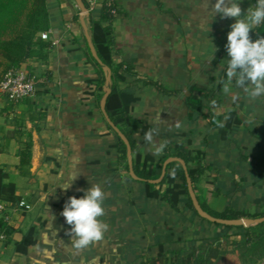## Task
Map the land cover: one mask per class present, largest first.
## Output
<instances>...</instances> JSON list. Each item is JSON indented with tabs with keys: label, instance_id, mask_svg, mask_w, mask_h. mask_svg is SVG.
I'll list each match as a JSON object with an SVG mask.
<instances>
[{
	"label": "crops",
	"instance_id": "crops-1",
	"mask_svg": "<svg viewBox=\"0 0 264 264\" xmlns=\"http://www.w3.org/2000/svg\"><path fill=\"white\" fill-rule=\"evenodd\" d=\"M72 1L59 0L55 7H49L50 26L43 31L48 34L45 41L51 44V48L45 59H33L29 64L38 81L35 95L12 103L0 90V164L6 166L8 180L15 182L21 200L32 206L26 210L0 201V216L18 230L15 240L21 239L31 225L37 229V242L26 254L15 252L13 242L0 238V264H143L146 257L153 254L154 243L161 239L158 232L152 240L148 233L154 229L151 230L146 220L139 218L143 213L149 215L147 210L120 207L126 186L135 182L125 178L123 164L118 162L116 150L111 147L113 137L103 135L107 124L96 109L94 100L82 98L87 81L95 79L97 74L83 54L84 32L79 19L74 18L76 8ZM117 2L123 13L114 21L115 49L120 51L115 61L131 63L140 78L150 77L172 92L171 95H162L142 83L139 86L119 84L141 97L133 108L130 125L122 124V128L129 130L137 139L141 151L156 154L142 133L144 124L154 130L153 140L157 138L161 144L184 140L181 132L193 129V138L198 145L209 153L219 151L224 155L222 159L241 145L258 150L257 141L256 144H244L236 133L241 131L249 137V131L256 130L257 123L262 131L260 134L264 136V96L252 99L244 91L235 92L241 98L226 104V95L218 89L217 101L215 98L210 101L211 111H204V116L195 114L189 120L181 107L180 93H173L178 89L187 94L194 85L210 83V77H226L227 63L219 75H209L207 80L202 73L198 77L192 76V72L197 74L207 61L204 56H209L213 63L221 61L219 53H227L225 45L228 41L225 39L227 42L220 44L204 36L203 45L197 40L199 44L191 50L188 43L191 23L188 20L194 18L202 30L211 32L228 19L231 26L235 18H221L219 14L210 17L211 6L216 0H209L208 10L203 5L204 0ZM99 3L93 12L99 10ZM250 4L251 0H248L242 10L246 12ZM184 24L190 27L182 26ZM230 26L226 28L227 34L231 31ZM258 38L251 35L253 41ZM235 108L241 111L243 125L229 134L231 140L222 141L219 138L220 124L210 127L208 119L213 113L220 115ZM204 136L207 141H204ZM27 139L32 140L29 165L32 176L18 169V151ZM220 161L214 159L211 165L215 166ZM214 174L212 171L211 175ZM256 177L264 180L261 174L247 173L244 181L246 183ZM220 180L224 190L233 184L232 176L225 172L220 174ZM69 182L71 187L63 190L61 187ZM92 184H99L105 192L106 215L102 219L109 229L103 241L76 251L67 234L70 226L60 213L69 197L80 198L84 195L80 189H87ZM140 194L141 199L147 202L141 190ZM220 196L224 195L210 201V206L216 210H221L225 204V199Z\"/></svg>",
	"mask_w": 264,
	"mask_h": 264
},
{
	"label": "trees",
	"instance_id": "trees-1",
	"mask_svg": "<svg viewBox=\"0 0 264 264\" xmlns=\"http://www.w3.org/2000/svg\"><path fill=\"white\" fill-rule=\"evenodd\" d=\"M83 1L88 10L87 0ZM255 3L256 0H251L250 6H254ZM99 4L97 12L88 10L86 19L98 57L111 69V92L107 97L105 109L113 123L129 140L132 149L133 171L139 179H134L130 175L126 146L106 122L101 112L100 99L104 93V73L102 65L91 54L85 36L83 54L95 68L97 77L87 81L86 88L82 91V98L94 100L96 109L107 124V131L103 135H112L111 147L115 148L117 160L126 170L125 178L140 185L142 195L147 200L161 203L167 213H180L183 209L190 211L198 219L219 229L215 235H205L198 239L188 240L189 245L185 252L182 247L178 246L182 240L160 239L154 243L153 254H149L143 264H264V220L254 225L244 226L226 225L202 218L192 204L186 174L179 161H171L167 164L165 174L159 182H150L161 176L163 163L168 157H178L185 161L196 197L201 207L209 214L225 219L262 217L264 216V200L255 202V208L252 209L249 201L243 196V201L247 205L241 208L237 203L236 195L238 196L237 192L244 186V177L247 173H258L264 176V136L256 133L255 129H251L249 133L254 136L259 149L241 145L235 152L227 153L225 159L215 166L211 165L214 158L209 157V152L198 145L193 138V129L190 128L181 132V135L185 137L184 140L165 143L159 154L141 151L137 139L129 130L122 128V124L127 127L130 125L133 108L141 97L137 92L121 88L119 84L139 86L142 83L155 88L162 95H171L172 92L150 77L140 78L133 71L131 63L123 60L115 61L120 51L115 49L114 21L118 15L123 13V10L117 0H101ZM74 18L79 19L77 10ZM49 26V0H0V80L7 71L14 68L24 67L34 74L29 69L30 62L33 59H45L51 48V44L39 35ZM7 33L9 36L5 37ZM251 35L264 36V24L254 28ZM35 77L37 78L36 75ZM221 79L210 77L214 85H194L187 94L178 89L173 92L180 93L181 107L187 119L190 120L195 114L204 116V111H211L210 101L216 97L217 90H222L223 87L220 83ZM217 81L218 84H215ZM208 123L210 127L220 124V140L229 141L231 140L229 134L243 125V118L240 109L235 108L220 115L213 113ZM149 129L151 127L144 124L142 133L148 132ZM204 141H207L205 136ZM31 147L32 140L27 139L18 151V169L28 176H32L29 172ZM207 171H214L215 174L211 175L210 172L206 174ZM222 172L233 178L230 189L224 190L220 185ZM8 179L9 172L6 166L0 164V201L9 202L12 207L18 208L21 198L17 194V186L15 182ZM222 194L225 197L223 208L221 210L212 208L211 199ZM262 197L264 198V194ZM17 231L4 216H0L2 239L8 243L13 242L15 252L26 254L29 248L37 242L36 226L31 225L19 240L14 239ZM170 251L174 256L169 254Z\"/></svg>",
	"mask_w": 264,
	"mask_h": 264
},
{
	"label": "clouds",
	"instance_id": "clouds-1",
	"mask_svg": "<svg viewBox=\"0 0 264 264\" xmlns=\"http://www.w3.org/2000/svg\"><path fill=\"white\" fill-rule=\"evenodd\" d=\"M240 2L241 0H216L209 12L210 17L219 14L221 18H235L225 45L229 57L226 79L222 78L220 83L225 95L231 94L234 82L236 87L243 89L252 99H257L264 96V36L258 35L259 38L253 41L250 33L264 24V0H256L255 5L250 6L246 12L240 7ZM203 5L208 10L209 0H204ZM153 131L149 129L145 133V140L149 143L153 140ZM164 146L161 144L156 149V154L162 152ZM74 178L73 176L72 179ZM70 187L69 182L61 188L67 190ZM80 191L84 195L80 198L69 197L60 213L70 226L67 234L71 237L72 247L76 251H83L103 241L109 229V225L102 219L106 215V196L102 187L92 184Z\"/></svg>",
	"mask_w": 264,
	"mask_h": 264
},
{
	"label": "rangeland",
	"instance_id": "rangeland-1",
	"mask_svg": "<svg viewBox=\"0 0 264 264\" xmlns=\"http://www.w3.org/2000/svg\"><path fill=\"white\" fill-rule=\"evenodd\" d=\"M177 1H181V0H177ZM248 0H241L240 2V7L241 8H245V3ZM57 2H59V0H49V7H55V4H57ZM73 2V6L76 8L75 11H78L79 14V9L76 6L74 0ZM87 3L89 4V11L93 10L95 5H92L90 3V0H87ZM188 22L191 23V34L188 35V43L191 46V50H194V47L200 43L203 45L204 41V36H209L212 40H214L217 43H225L227 41L224 42L225 39H227V33H226V28L228 26H230V20L228 19V21L223 22V24L221 26H219V28L215 29L214 31L211 32H207L206 29L202 30V27H200L199 23L194 20V18L189 19ZM209 25V24H208ZM219 24H217L218 26ZM185 27H190V25H182ZM210 26V25H209ZM9 34L7 33L5 35V37H8ZM199 38V39H198ZM198 40V42H197ZM202 41V43L200 42ZM228 43V42H227ZM199 47V46H198ZM220 57V58H219ZM207 59V63L205 62V64H202L201 67V71H198V73L196 74L195 72H192V76L198 77L201 73L203 74V76L205 77L204 79L207 80L209 75H219V73L221 72L222 67L225 68L224 65H226L227 63V59H229L228 54H223L219 53L218 59L221 61H216L215 63H213L210 59L209 56H204V59ZM191 59H195V58H191ZM195 61V60H193ZM199 64V63H198ZM24 68V67H22ZM25 69V68H24ZM200 69V68H199ZM195 71V70H194ZM225 78V76H223ZM221 77V78H223ZM186 78L188 79V75H186ZM215 84H218V81L215 82ZM208 86H212L214 85V83L210 82L207 84ZM243 91V89L238 88L235 86V83L233 82L232 85V92L229 95H226V99L224 100V103H228L229 101L232 102V99L235 100V98H241L236 96L235 92H240ZM217 98H215V101ZM214 101V103H215ZM227 101V102H226ZM143 110V109H141ZM253 119V118H252ZM255 119V118H254ZM256 133H261V128H260V124L256 123ZM112 136V135H111ZM236 137L243 139L245 142L244 144H256V140L254 138V136H249L251 137V139L248 137V135L244 136L241 131L236 133ZM249 138V139H247ZM113 140V139H112ZM157 138H154V140H152L151 142V146L149 147L152 150H156V148L159 147V145L161 143H158ZM163 142V141H161ZM234 146V144H232ZM251 148V147H250ZM140 150H141V146H140ZM209 157L214 158L216 160H223L222 156L224 157V155L220 154L219 151H213L211 153H209ZM212 162V161H210ZM124 167V166H123ZM124 169V168H123ZM124 172H126V170L124 169ZM210 171L205 172L206 174L209 173ZM125 174V173H124ZM210 174H212V172H210ZM258 178V177H256ZM252 178L249 179L248 181H246V183L244 184V186L242 188H240V190L237 192L238 196L237 197V203L239 204V206L245 207L247 204L243 201V196L249 201V204L251 205V208L254 209V204L255 202H259L261 200H264V198L262 196H260L261 194L264 193V180L261 178ZM257 183V184H256ZM125 193L122 194V196H124L123 200L121 201V206L124 209L127 210H136V209H140L142 208L143 210H147L148 214L143 213L144 215L142 217L139 216V218H143V220H146V224H149L150 229L152 230V228L154 229V231L149 232L148 234H150L152 236V240L154 239L153 237L156 235V233H160L161 234V239L167 240V241H171V240H175V239H180L182 240L180 243H178V246L182 247L184 252L187 250L188 245H189V241L188 240H193V239H198L200 237H203L205 235H215L219 229L208 223L205 221H202L200 219H198L194 213L184 210L180 213H167L165 212V207L161 204L158 203L156 201H151V200H147V202H145V200L141 199V194H140V190L141 187L140 185L136 184V183H129L126 186L125 189ZM256 193H258V196H254ZM261 193V194H260ZM260 194V195H259ZM242 195V196H240ZM223 199H225L224 196H220ZM32 208V206L30 207ZM150 212H153L152 214ZM140 214V213H138ZM151 216L153 218H151ZM145 222V221H143ZM145 224V225H146ZM150 231V230H148ZM145 230V232H148ZM170 255L173 254L172 251H170L169 253ZM174 256V255H171Z\"/></svg>",
	"mask_w": 264,
	"mask_h": 264
},
{
	"label": "water",
	"instance_id": "water-1",
	"mask_svg": "<svg viewBox=\"0 0 264 264\" xmlns=\"http://www.w3.org/2000/svg\"><path fill=\"white\" fill-rule=\"evenodd\" d=\"M74 2H75L76 6L79 9V21H80L81 27L83 29L87 45H88V47L90 49V52L93 55V57L102 65V70H103V73H104V78H105L104 85H103L104 93H103V95H102V97L100 99L101 112H102L106 122L118 134V136L122 139V141L124 142V144L126 146V154H127V160H128L130 175L134 179H139V177L133 171L132 149H131V145L129 143V140L126 137V135L119 129V127H117L113 123V121L110 119V117L107 114L106 109H105V104H106L107 97H108V95L111 92V88H110V84H111V69H110V67L108 65L103 64V62L98 57L97 52L95 50V47H94V44L92 42L89 30H88V26H87L86 15L88 13V10H87V7H86L84 1L83 0H74ZM38 154H40V152ZM171 161H179L181 163V165H182V167H183V169L185 171V174H186L187 187H188V192H189L190 198L192 200V204H193L195 210L197 211V213L202 218H205L206 220L211 221V222H218V223L226 224V225H244V226L254 225V224H257V223H259V222L264 220V216L257 217V218L241 217V218H234V219H225V218H218V217H215V216L209 214L207 211H205L201 207V205H200V203H199V201H198V199L196 197L195 191L193 189L191 178H190V176L188 174V171H187L186 163L181 158L173 157V156L168 157L163 163L161 176L158 179H156V180H150V182H159L162 179V177L164 176V174H165L167 164L169 162H171Z\"/></svg>",
	"mask_w": 264,
	"mask_h": 264
},
{
	"label": "built area",
	"instance_id": "built-area-1",
	"mask_svg": "<svg viewBox=\"0 0 264 264\" xmlns=\"http://www.w3.org/2000/svg\"><path fill=\"white\" fill-rule=\"evenodd\" d=\"M101 0H90L92 5L100 2ZM42 39H47L48 34L46 31L40 32ZM37 78L34 74L24 68H14L5 73L0 80V90L6 99L12 103L19 102L26 98H31L36 93ZM31 205L24 200H20L18 208L30 209ZM0 238L2 236L0 235Z\"/></svg>",
	"mask_w": 264,
	"mask_h": 264
}]
</instances>
